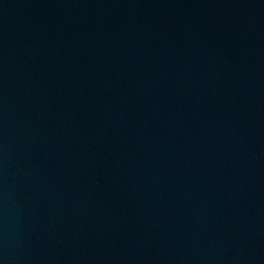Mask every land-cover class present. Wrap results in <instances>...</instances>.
I'll list each match as a JSON object with an SVG mask.
<instances>
[{
  "label": "water",
  "instance_id": "1",
  "mask_svg": "<svg viewBox=\"0 0 264 264\" xmlns=\"http://www.w3.org/2000/svg\"><path fill=\"white\" fill-rule=\"evenodd\" d=\"M0 264H264V0H0Z\"/></svg>",
  "mask_w": 264,
  "mask_h": 264
}]
</instances>
